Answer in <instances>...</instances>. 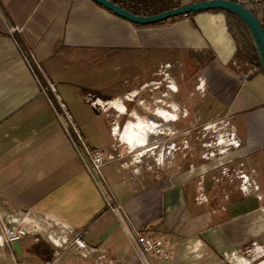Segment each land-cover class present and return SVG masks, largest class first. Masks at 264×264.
<instances>
[{
	"label": "crops",
	"instance_id": "0c3cea01",
	"mask_svg": "<svg viewBox=\"0 0 264 264\" xmlns=\"http://www.w3.org/2000/svg\"><path fill=\"white\" fill-rule=\"evenodd\" d=\"M262 2L251 11L264 26ZM230 17L206 11L141 26L93 0H0V209L51 216L83 244L57 249L30 235L0 250V264H143L132 228L166 236L172 264H251L255 245L264 248V72L244 77L251 60ZM99 62H136L140 72L125 81L134 86L100 96L108 80L98 76ZM49 84L91 147L105 153L101 186L56 116L55 95L43 92ZM163 113L176 122L148 124L170 137L154 134L143 146L158 145L154 154L135 160L122 140L125 117ZM183 114L191 117L179 127ZM216 118L235 128L241 147L206 160V141L194 130ZM240 174L259 190L244 194ZM106 197L123 206L120 216Z\"/></svg>",
	"mask_w": 264,
	"mask_h": 264
},
{
	"label": "built area",
	"instance_id": "2783aa9c",
	"mask_svg": "<svg viewBox=\"0 0 264 264\" xmlns=\"http://www.w3.org/2000/svg\"><path fill=\"white\" fill-rule=\"evenodd\" d=\"M258 3L262 1L255 0ZM245 5V4H244ZM247 6V5H245ZM250 10L251 8L247 6ZM247 66H250V70L244 74L245 78H249L253 74H255L259 70V66L255 65L252 62H244ZM234 65L239 67L237 62H234ZM44 93L51 92L55 95L56 104L54 107L56 116L63 124L65 131L69 135L73 145L75 146L77 152L80 154L83 163L92 176L93 180L101 186V184L105 181V170L108 165V160L104 152L94 149L88 143L87 139L82 135L77 123L74 120L73 115L68 110V107L63 102L60 95L57 94V90L54 85L49 84L46 87H41ZM199 89L204 92V81L200 82ZM220 124L223 126L219 127L220 130L224 128L226 131L216 138V141L204 142L203 149L205 150L203 153V158L206 160H211L214 158H222L228 151L232 149H239L241 147V141L235 131L233 126L226 125L224 120L220 121ZM216 123L208 124L205 126V130L210 131L213 129L215 133L218 132L216 130ZM229 128V130H228ZM192 130L185 132V135H190ZM175 137V133H174ZM158 147V145L147 147L146 154L142 155V149L138 150V156H135L134 159L142 162L144 157L148 153L153 152V148ZM175 149V144L172 145ZM130 152H132V149ZM161 159V161L159 160ZM163 161L162 157L159 155L157 157V162L160 164ZM226 173L225 171H223ZM239 178L242 180L241 183V191L244 194H251L252 192H257L259 190V186L257 183L246 174H240ZM260 199V198H259ZM108 209L111 210L117 216H120L123 211V206L113 201L111 198L106 197ZM13 214H8V221L10 222V227H4L0 231L4 238V242L8 244L14 245L15 243L21 242L23 238L32 232V230H27L24 225H33L34 220L30 215H22L21 213L12 212ZM1 217V215H0ZM38 225H42L45 227L44 231L48 232L47 235L48 241L56 247L57 249H70L73 247L82 248L83 244L81 242V234H73L70 236V230L67 226H60L56 222L54 218L51 216H45L39 221H35ZM23 226V227H22ZM129 237L131 246L136 250V253L143 264H172L175 253L170 245V241L166 236L161 237H152L145 233V230L132 228L129 231ZM0 246H2L0 244ZM263 250V247L256 246L253 251ZM24 264V263H22Z\"/></svg>",
	"mask_w": 264,
	"mask_h": 264
},
{
	"label": "rangeland",
	"instance_id": "374dc122",
	"mask_svg": "<svg viewBox=\"0 0 264 264\" xmlns=\"http://www.w3.org/2000/svg\"><path fill=\"white\" fill-rule=\"evenodd\" d=\"M201 0H162L159 1L158 4L153 5L151 7H144V11L148 12L147 8H151L153 10L157 9H161L163 8V6L166 7H173L175 5H179V6H183V5H187L193 2H199ZM242 3H244L245 5L249 6L251 9H253L254 11H257V9L261 6H259L261 3L256 2L255 0H240ZM259 1H264V0H259ZM230 22H231V26H232V30L234 32V34L236 35V37L238 38L241 46H242V52L244 53V57L247 58L246 55V50L250 49L252 50L253 45V41L250 37L249 32L246 31V29L242 26V24L235 18H231L230 17ZM164 23V22H162ZM160 24V23H159ZM247 60L249 61V59L247 58ZM244 60V61H247ZM122 61H124V59H122ZM253 63V62H252ZM127 64H129L128 66H126ZM136 62H99V66H98V76L101 77V75H103L104 80L107 79L108 81L103 84H101L100 87V96L102 97H110V96H115L118 94H122L123 92H125L128 89V86H130V88H132L134 85L133 83H131V85H129L128 83H125V81L127 80H132L134 75L138 74L140 72L139 67L136 66ZM103 70V72L101 71ZM154 69L151 67L148 71L147 74L151 73ZM102 72V73H100ZM106 76H108L106 78ZM164 77V76H163ZM124 81V82H123ZM168 85L170 86L169 82L164 83L163 85V90L166 91V89L168 88ZM108 88H105L107 87ZM101 87H103V89H101ZM131 98V97H130ZM133 100H137L136 98H131L130 102ZM136 102V101H135ZM168 114V113H166ZM162 120H159L158 117H156V119H158L160 121V123H162L163 125L166 123L164 121H171L172 119L175 118V116H172L170 114H168L167 118L162 117L161 115H159ZM147 118H144V116H140V118L138 116H136L135 114H132L130 116H126L124 121H123V127H125V125H127L129 122H138V121H143L146 125H149V127H151L152 125L148 124V122L150 121H155V119L150 118V116H145ZM179 117H181L179 115ZM198 116H194V118L197 119ZM218 118V117H217ZM216 118V130H218L217 133H215L212 130L207 131L203 130V125L205 127L206 124H202L199 128H197L196 130H194V134L195 137H199L204 139L206 142H212V141H216V138H218V135L224 133L226 131V129L224 128L223 130H220L219 127L223 126L222 124H220L219 119ZM140 119V120H139ZM146 121V122H145ZM197 122L199 124H201V121L199 119H197ZM154 123V122H153ZM157 123V122H155ZM196 123V122H195ZM158 126H162L158 123ZM148 127V128H149ZM165 128V127H164ZM156 130V129H155ZM159 131H156V134L158 133H163L162 135H159L161 138L160 139H164V137H166V139H168L171 135V131L167 128H165L164 130L162 129H158ZM229 130V128H228ZM124 130L121 131V134L123 133ZM173 135V134H172ZM156 138V135H151L148 137V140L151 142L153 139ZM185 136H182L180 139V141L185 140ZM124 142V141H123ZM142 149L141 151H145V149ZM147 149V148H146ZM136 150V151H135ZM133 149V157L138 156V150L137 149ZM8 214H13L12 212H6L2 209H0V231L2 229H4V227H10L11 224L8 221ZM35 221H39V220H34ZM33 225H24V227L27 230H32L31 233H29L28 235H26L25 237H28L30 235H34L37 238L40 236H47L49 233L44 231L43 229H45L42 225H38V227L36 226L37 223H35ZM23 227V226H22ZM2 232V231H1ZM3 234V232H2ZM1 234V237L3 238ZM24 237V238H25ZM23 238V239H24ZM2 246H0V250H12V244H8L7 242H4V238H3V243L1 244ZM250 259H251V264H263L264 263V251L263 250H257V251H253L250 253ZM7 264H9V261H7Z\"/></svg>",
	"mask_w": 264,
	"mask_h": 264
},
{
	"label": "water",
	"instance_id": "95a60500",
	"mask_svg": "<svg viewBox=\"0 0 264 264\" xmlns=\"http://www.w3.org/2000/svg\"><path fill=\"white\" fill-rule=\"evenodd\" d=\"M93 1L116 16L141 26L155 25L181 16H189L190 14L206 11H223L230 13L236 16L247 28L264 72V26L257 16L243 4L233 0H205L173 8L156 15L141 16L123 9L111 0Z\"/></svg>",
	"mask_w": 264,
	"mask_h": 264
},
{
	"label": "trees",
	"instance_id": "16d2710c",
	"mask_svg": "<svg viewBox=\"0 0 264 264\" xmlns=\"http://www.w3.org/2000/svg\"><path fill=\"white\" fill-rule=\"evenodd\" d=\"M111 1H113L115 4L121 6L123 9H125L129 12H131L135 15H141V16H152V15H156V14L168 11V10L173 9V8L180 7L179 5H175L173 7L163 6V8H161L159 10H157V9L153 10L151 8H147L148 12H145L143 10L144 7H151L153 5L158 4V2L162 1V0H111ZM201 1H205V0H201ZM233 1L244 5V3H242L240 0H233ZM227 14H229L231 17L237 19L242 24V26L246 29V31L248 32L247 28L244 26V24L236 16H234L230 13H227ZM246 55H247V58L249 60H251V62H253L254 64H256L257 66H259L262 69V67L260 65L259 58H258V54H257L256 49H255V46L252 47V50L247 49Z\"/></svg>",
	"mask_w": 264,
	"mask_h": 264
},
{
	"label": "bare ground",
	"instance_id": "6f19581e",
	"mask_svg": "<svg viewBox=\"0 0 264 264\" xmlns=\"http://www.w3.org/2000/svg\"><path fill=\"white\" fill-rule=\"evenodd\" d=\"M167 115L163 113L161 116L165 117ZM154 126L155 128L158 127L157 124H154ZM148 127L149 125H146L143 121L130 122L126 126V129L124 130V132L122 133V140L134 150L137 148L139 149L143 148V146L148 143L149 134L154 135L156 134V131H157L154 129L153 125L149 128ZM146 152L147 150L142 152V155L146 154ZM2 243H3V238L0 235V244Z\"/></svg>",
	"mask_w": 264,
	"mask_h": 264
},
{
	"label": "flooded vegetation",
	"instance_id": "af4514ba",
	"mask_svg": "<svg viewBox=\"0 0 264 264\" xmlns=\"http://www.w3.org/2000/svg\"><path fill=\"white\" fill-rule=\"evenodd\" d=\"M169 86V85H168ZM168 92V91H167ZM170 99H172L171 97H169ZM156 117H158V119L159 120H162V118L159 116V115H155V116H151V118H153V119H155L156 121H154V122H157V123H159L160 125H163L162 123H160V121L158 120V119H156ZM191 117V115L190 114H183L182 116H181V118L180 119H178L177 121H178V125H179V127L181 126V127H185L186 126V121L189 119ZM172 121V123H175L176 122V120L174 121L173 119L171 120ZM164 122H167V121H164ZM170 121H168V123H169ZM184 124V125H183ZM179 136H177V137H174V139L175 138H178Z\"/></svg>",
	"mask_w": 264,
	"mask_h": 264
}]
</instances>
